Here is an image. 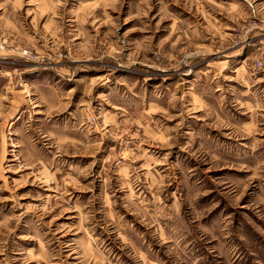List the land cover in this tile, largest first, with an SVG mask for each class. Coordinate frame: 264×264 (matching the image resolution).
Segmentation results:
<instances>
[{
	"label": "rangeland",
	"instance_id": "obj_1",
	"mask_svg": "<svg viewBox=\"0 0 264 264\" xmlns=\"http://www.w3.org/2000/svg\"><path fill=\"white\" fill-rule=\"evenodd\" d=\"M0 264H264V0H0Z\"/></svg>",
	"mask_w": 264,
	"mask_h": 264
}]
</instances>
